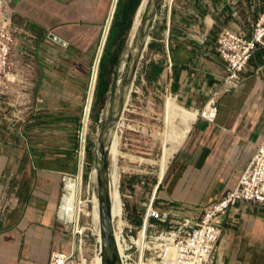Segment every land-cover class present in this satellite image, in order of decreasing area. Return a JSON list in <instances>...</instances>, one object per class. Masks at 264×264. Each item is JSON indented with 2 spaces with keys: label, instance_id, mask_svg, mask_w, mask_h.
<instances>
[{
  "label": "crops",
  "instance_id": "crops-1",
  "mask_svg": "<svg viewBox=\"0 0 264 264\" xmlns=\"http://www.w3.org/2000/svg\"><path fill=\"white\" fill-rule=\"evenodd\" d=\"M263 3L164 0L159 10L145 64H159L162 71L153 83L165 81L168 87L158 161L165 179L159 180L160 189L151 199L164 211L199 218L204 207L237 185L264 143V48L257 49L244 81L230 92L223 91L226 68L216 50L225 26L251 34ZM12 4L33 66L29 92L36 114L23 120L19 131L6 130L7 117L0 120V264H47L52 251H68L73 241L59 208L64 181L77 171L75 127L86 99L90 64L107 20L109 30L122 24L130 0ZM216 92L218 114L211 122L198 112ZM172 98L181 108L197 112V118L165 171ZM222 226L209 264H264V203H238L223 216Z\"/></svg>",
  "mask_w": 264,
  "mask_h": 264
},
{
  "label": "built area",
  "instance_id": "built-area-1",
  "mask_svg": "<svg viewBox=\"0 0 264 264\" xmlns=\"http://www.w3.org/2000/svg\"><path fill=\"white\" fill-rule=\"evenodd\" d=\"M14 13L12 0H0V103L11 107L20 105L19 102L24 100L25 76L28 77L33 68L23 48L22 28L14 22ZM109 20L105 26L108 30ZM259 48H264V3L251 34L225 26L217 36L216 50L226 68L223 91L230 92L244 81L246 69ZM97 66L92 68L90 86ZM90 86L83 108L82 126L77 131V174H82L85 163L84 117L87 105L89 108L91 106ZM217 93L198 112L211 122L218 114ZM75 177L74 174L67 179ZM240 202L264 203V143L258 146L237 185L204 207L199 218L164 211L151 202L144 215L140 234L134 233L130 225L127 227L129 245L125 249L127 256L122 260L128 264H209L223 232V216ZM162 224L167 227L162 228ZM81 234L82 231L73 230L72 247L68 251H52L47 264H88Z\"/></svg>",
  "mask_w": 264,
  "mask_h": 264
},
{
  "label": "rangeland",
  "instance_id": "rangeland-1",
  "mask_svg": "<svg viewBox=\"0 0 264 264\" xmlns=\"http://www.w3.org/2000/svg\"><path fill=\"white\" fill-rule=\"evenodd\" d=\"M109 31L103 45L101 56L104 54V51L108 46ZM128 32L129 29L125 33V39L121 44H119V42H115L111 45V47H109V52L116 51L117 57L108 76L109 90L107 92V100L101 111H97L98 108H95L94 106L96 105L95 103L97 100L96 85L98 83V74L100 69L99 65L97 66V73L93 85L94 90L93 95L91 96L89 117H87L86 122L85 163L80 177L81 185L79 192L80 206L83 210L80 211L78 224L80 226V230L82 231L80 238L83 240V243H85L84 254L87 257L88 264H94L95 257L98 254V242L92 229V220L89 215V211L92 208V203L89 199L92 195L93 189L92 184L90 183V176L94 168L98 135L101 131V126L106 115L105 106L108 102L109 95L113 91L116 81L120 76L119 62L128 49ZM100 42L101 41H99V44ZM146 51L138 65V70L129 93V98L125 104L122 114L120 115V121L118 124V133L120 134L119 150L122 152L118 155V168L120 173L119 189L123 202V220L125 222L123 234L125 240L127 241V245H129L127 227L132 225L131 227H133L134 233L137 235L140 234L141 227L144 223V215L148 210L151 199L153 198L155 191L160 189L159 180L163 181L165 179V176L161 179V166L158 161L160 160L163 152L162 141L159 137V133L164 126L165 100L168 87L165 81H159L152 84H147L145 82L141 70L145 64ZM94 62L95 59H93L90 64V74L87 81V94ZM106 65L109 66L107 62ZM107 71L109 72V67H107ZM32 76L33 72H30L28 77L25 76L23 86L26 93L24 100L19 102L20 105L11 107L0 103V120H5L3 117H7L9 119L6 120L8 122L7 131H19V126H22L20 123H23V120L27 121L29 117L36 114V108L32 104L33 95L29 92ZM102 79L104 80L107 78L103 77ZM103 80L102 84L104 83ZM99 86V89L101 90L102 85ZM85 103L86 102H84L81 114L78 118V123L75 127L76 138L77 131L82 126L83 108L85 107ZM130 155L134 156V159H131ZM139 157L144 159H154L156 161L151 162L149 160H140L138 159ZM110 165L111 162L108 156V171ZM75 175H77V171ZM107 178L109 179V176ZM83 226L84 228L82 229ZM72 231V226H70V232Z\"/></svg>",
  "mask_w": 264,
  "mask_h": 264
},
{
  "label": "bare ground",
  "instance_id": "bare-ground-1",
  "mask_svg": "<svg viewBox=\"0 0 264 264\" xmlns=\"http://www.w3.org/2000/svg\"><path fill=\"white\" fill-rule=\"evenodd\" d=\"M148 7V0H141L139 6L134 13L133 21L129 28L128 32V39H127V46L128 49L122 56L119 62V72L120 76L116 81L115 87V94H118V86L121 83V78L124 69L128 62L132 63L133 57L137 52V43L136 38L138 36L141 23L143 20V16ZM148 40V36L146 37V41ZM125 44V43H124ZM96 71V70H95ZM116 73V72H115ZM95 74V73H94ZM94 81V77H93ZM132 82L126 87L125 90V98L128 95V91L131 87ZM93 85V83H92ZM92 85L90 88V95L89 99H91L92 93ZM90 101V100H89ZM89 104L86 108V114L84 117V122L86 125L87 117L89 114ZM169 121L166 128V147H165V157L164 163L165 168L164 170L168 169L171 159L173 158L174 154L179 150V148L183 145L189 131L192 128L193 123L197 118V112L190 111L181 108L175 99L172 98L169 103ZM118 120L114 126L110 129L108 138V156L111 162L109 167L108 176H109V193H110V212L112 218V225L114 228V236L117 242L118 250L120 255L125 258L127 254L125 253V249L127 248V241L124 239L123 236V229L125 226V222L123 220V202L121 199L120 189H119V168H118V155H119V133H118ZM86 131V126H84ZM92 164V163H91ZM81 172L76 175L75 178H69L66 181L65 185V193L62 197V203L59 208V215L63 219L64 222L68 223L72 226V230L77 231L80 230V226L78 224V218L80 211L83 210L80 206V199H79V192H80V177ZM95 170L93 168L90 176L91 184H92V195L89 201L92 203V208L89 211V215L91 216L92 220V229L96 235L97 242H98V254L95 257L94 264H102V257L100 253V245H101V233H100V223H99V199L97 195V191L95 190L94 183L95 181ZM132 226V225H131ZM84 226L82 227V229ZM143 237V232L142 236ZM73 241L71 242L70 246L72 247ZM124 264H128L127 261H123Z\"/></svg>",
  "mask_w": 264,
  "mask_h": 264
},
{
  "label": "water",
  "instance_id": "water-1",
  "mask_svg": "<svg viewBox=\"0 0 264 264\" xmlns=\"http://www.w3.org/2000/svg\"><path fill=\"white\" fill-rule=\"evenodd\" d=\"M164 0H148V7L143 16L141 27L136 38L137 52L133 57L132 63H127L126 68L123 71L121 83L118 86V94H115V87L109 95L108 102L105 106L106 115L104 117L101 131L98 135V143L96 149V155L94 160V170H95V181L94 187L97 191L99 199V223H100V233H101V245H100V255L102 257V264H124L122 256L118 250L117 242L114 236V228L112 225V218L110 212V193H109V179L108 177V144H109V132L112 126L119 120L122 114L125 104V90L126 87L134 82L138 65L141 58H143L144 53L148 47L150 41V31L154 27L159 10L163 4ZM108 27H106L96 58L94 62V67L100 61L101 52L103 49L104 42L106 40ZM149 40L146 41V37Z\"/></svg>",
  "mask_w": 264,
  "mask_h": 264
},
{
  "label": "trees",
  "instance_id": "trees-1",
  "mask_svg": "<svg viewBox=\"0 0 264 264\" xmlns=\"http://www.w3.org/2000/svg\"><path fill=\"white\" fill-rule=\"evenodd\" d=\"M141 0H130V6L128 11L124 15V21L121 24H114L109 31V39H108V46L106 47L104 54L101 57L100 63H99V74H98V83L96 85V91H97V100L95 108L98 105L97 111H101V109L104 106L107 92L109 90V74L111 71V67L113 63L115 62V59L117 57L116 51L109 52V47L115 42H119L121 44L125 39V33L130 28L131 23L133 21V15L137 9V6H139ZM151 47V44L148 45ZM106 62L109 64V66L106 65ZM107 67H109V72L107 71ZM162 71V67L157 63H148L144 64L142 67V74L144 76V79L149 82V84H152L154 81H156L159 78V75ZM105 73V74H104ZM103 77H106L107 79H102ZM102 80L104 83L102 84ZM102 85L101 90L99 89ZM100 101V103H99Z\"/></svg>",
  "mask_w": 264,
  "mask_h": 264
}]
</instances>
